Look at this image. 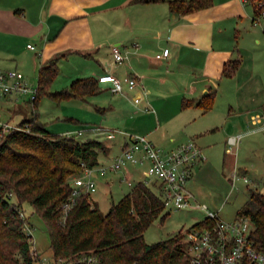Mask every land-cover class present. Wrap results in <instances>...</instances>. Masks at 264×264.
Wrapping results in <instances>:
<instances>
[{
    "label": "crops",
    "instance_id": "crops-1",
    "mask_svg": "<svg viewBox=\"0 0 264 264\" xmlns=\"http://www.w3.org/2000/svg\"><path fill=\"white\" fill-rule=\"evenodd\" d=\"M255 17L249 0H213L209 7L182 15L170 10L168 0H0V69L17 68L26 80L33 75L39 78L46 61L66 54L59 60L60 68L68 62L75 74H83L72 81L106 72L138 78L135 89L125 85L120 93L135 107L127 115L131 131L119 129L122 132L114 140L91 133L84 136L98 137L110 147L108 154L100 156V163H108L121 153L128 134H139L133 130L147 132L164 149L189 139L204 147L199 142L204 132L196 131L192 123L199 113L209 111L182 108L183 97L200 98L224 87L253 90L240 100L239 107L246 112L245 124L255 126L248 132L264 129L258 48L249 47L264 44V16L259 24L254 23ZM115 46L127 55L123 62L115 60ZM249 53L255 57L251 62ZM234 60L241 61L236 73L224 75L225 65ZM4 96L13 100L15 94ZM135 96H142L141 102L136 103ZM3 106L4 101H0V116ZM248 132L238 134L241 140ZM233 146L229 144L227 152ZM124 175L135 182L146 177L143 167L135 166L133 172L126 168L98 176V188L101 183L113 186L123 181Z\"/></svg>",
    "mask_w": 264,
    "mask_h": 264
},
{
    "label": "trees",
    "instance_id": "trees-1",
    "mask_svg": "<svg viewBox=\"0 0 264 264\" xmlns=\"http://www.w3.org/2000/svg\"><path fill=\"white\" fill-rule=\"evenodd\" d=\"M156 1L162 0H133ZM249 1L260 16L263 0ZM168 2L173 13L182 15L209 7L213 0ZM64 55L40 68L37 96L30 101L32 113L38 110V120L29 121L30 129H12L0 140V264H40L41 255L33 249V234L26 226L27 216L22 215L25 202L47 223L53 249L50 264H193L185 252L184 230L154 243L145 238L146 230L158 217L164 220L168 216L156 181L137 182L119 201H113L107 212L91 194H84L64 218L62 205L71 195L74 176L85 166L99 164L100 156L110 151L98 137L55 133L40 119L39 103L44 96L58 102L86 100L102 91L96 76L79 77L62 89L52 90ZM240 64V60L227 63L224 75H234ZM215 99V91L200 98L183 97L182 108L198 107L208 112ZM238 214L253 217L255 238L264 250V192L251 190Z\"/></svg>",
    "mask_w": 264,
    "mask_h": 264
},
{
    "label": "rangeland",
    "instance_id": "rangeland-1",
    "mask_svg": "<svg viewBox=\"0 0 264 264\" xmlns=\"http://www.w3.org/2000/svg\"><path fill=\"white\" fill-rule=\"evenodd\" d=\"M262 22L264 24V19ZM262 34L264 42V33ZM249 47L252 50L255 47L258 48L256 58L261 69L260 75L263 81L261 85L264 92V44L261 47L250 44ZM247 58L251 62L255 57L249 53ZM73 68V65L68 62L61 67L52 90L62 89L68 86L76 75H83L75 74ZM37 80L38 76L34 75L27 79L28 83L34 87L38 86ZM100 85L102 91L87 97L86 100L72 99L58 102L48 96L42 97L39 103L41 121L49 130L60 134L68 130H79L99 124L108 128H128L131 131L132 126L128 122L127 115L130 110L134 111L135 107L132 108V105L126 102L128 100L126 96L113 92L111 83ZM247 92L250 94L253 90L221 88L216 93L213 108L206 114L199 113L196 116L192 124L196 131L204 132L199 142L204 146L202 148L207 160L195 166L193 176L188 182L187 187L192 194V205L176 210L165 208L164 213H168V216L164 220L161 216L158 217L145 232V238L149 243L167 239L179 230L185 231L198 220H203L207 216V211L198 207V204L200 206L206 204L208 210L219 212L221 218L233 220L247 202L251 190L264 192V129L248 132L255 126H252L250 122L248 125L245 124L246 112L241 111L239 107L240 100L246 97ZM15 96L11 100L0 94V101H4L3 107H5L3 113L1 111V117L9 119L18 128L30 129L32 124L29 121L36 117L38 120V110L35 114L32 113L30 95L15 94ZM19 107L20 110H16ZM136 107L140 108V105ZM133 132L147 135V132L135 130ZM241 132L248 133L240 140L238 147L233 146L227 152L229 136L238 135ZM119 135L120 133H117V136ZM160 145L167 147L168 144L160 143ZM134 167L131 164L128 169L133 172ZM128 191L127 183L119 181L113 186L101 183L98 190L91 195L98 200L101 210L107 212L112 202L119 201ZM24 209L27 216H25L26 226L33 234V249L37 250L40 257L53 259L46 221L34 211V207L29 202L24 203Z\"/></svg>",
    "mask_w": 264,
    "mask_h": 264
},
{
    "label": "built area",
    "instance_id": "built-area-1",
    "mask_svg": "<svg viewBox=\"0 0 264 264\" xmlns=\"http://www.w3.org/2000/svg\"><path fill=\"white\" fill-rule=\"evenodd\" d=\"M261 4L264 7V1ZM261 16H264V9L260 16L254 18L255 24L261 22ZM29 47L35 48L32 44H29ZM113 54L117 62H123L127 58L117 46L114 47ZM98 78L101 83H111V90L115 93H123L125 85L131 89L139 85L138 78L131 75L121 78L106 72ZM37 91L38 87L30 85L25 74L19 69H0L1 95L28 94L30 101H33ZM141 100L142 96L134 97L136 103ZM15 128H18L16 124L0 116V140ZM119 132L122 130L92 125L79 130H68L63 134L82 137L91 133L113 139ZM240 140L241 135L230 136L229 144L238 145ZM206 160L203 148L194 139H189L175 148L164 149L147 135L128 134L122 152L110 162H99L94 167L85 166L83 172L74 176L71 195L62 205L64 218L80 196L98 190V176L122 172L131 164L145 169L146 177L141 181H156L160 185L159 190L166 208L176 210L189 207L192 205V194L187 187L188 182L193 176L195 166ZM122 180L130 188L137 184L125 175ZM198 207L205 209L207 216L184 231L185 252L193 264H264V250L258 246L255 238L257 225L250 214H239L233 220H225L219 212L208 210L206 204H198ZM22 215L25 217V212H22ZM40 264H50V260L40 257Z\"/></svg>",
    "mask_w": 264,
    "mask_h": 264
}]
</instances>
